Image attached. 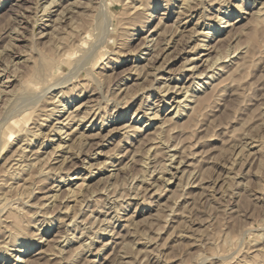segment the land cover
<instances>
[{"label": "rangeland", "instance_id": "obj_1", "mask_svg": "<svg viewBox=\"0 0 264 264\" xmlns=\"http://www.w3.org/2000/svg\"><path fill=\"white\" fill-rule=\"evenodd\" d=\"M260 8L0 0V264H264ZM45 55L54 65L36 81ZM71 111L89 115L67 123Z\"/></svg>", "mask_w": 264, "mask_h": 264}, {"label": "bare ground", "instance_id": "obj_2", "mask_svg": "<svg viewBox=\"0 0 264 264\" xmlns=\"http://www.w3.org/2000/svg\"><path fill=\"white\" fill-rule=\"evenodd\" d=\"M184 1V0H183ZM186 1V0H185ZM191 1V0H190ZM194 1V0H193ZM189 3V2H188ZM192 3V2H191ZM195 3V2H194ZM157 5V4H156ZM190 5V4H189ZM188 5V6H189ZM107 6V5H106ZM190 7V6H189ZM193 8H195V7H193ZM191 10V9H190ZM262 11V9L260 8V9H258L257 11V13H259V17L257 18V23L258 24H262V22L264 21V16H262V13L263 12H261ZM185 13H186V20H185V22H184V24H183V30H185V31H189L190 29L188 28V26H189V23H190V20H191V17H192V13H193V11H191V12H187V11H185ZM58 14H60V16H59V18L60 19H62V17H63V14L61 15V13H58ZM264 14V13H263ZM104 15H106V14H104ZM258 15V14H257ZM109 16V15H108ZM58 17V16H57ZM217 17V16H216ZM106 19V18H105ZM221 19H223L222 17H221V15H219L218 16V21H221ZM108 20H110V19H108ZM255 20V19H254ZM264 25V24H263ZM55 27V26H54ZM58 28V27H57ZM188 28V29H187ZM43 32V31H42ZM205 34L206 36H208V32H202V34ZM233 37V36H232ZM204 43V42H203ZM202 43V44H203ZM92 44V43H91ZM202 44H198L197 46H201ZM79 45V44H78ZM93 45V44H92ZM147 45V44H146ZM196 45V44H195ZM206 45V44H205ZM208 45V44H207ZM215 45H217V44H215ZM94 47L96 46V45H93ZM90 47V46H89ZM94 47H90L91 49L92 48H94ZM85 50V49H84ZM93 50V49H92ZM166 50V49H165ZM86 51L88 52L89 50H87V47H86ZM85 52V51H84ZM245 52V51H244ZM47 53H49V52H47ZM80 54V53H79ZM83 54V53H82ZM87 53H84V55H86ZM244 54V53H243ZM50 55H51V53H50ZM79 56V55H78ZM227 56V55H226ZM81 57V56H80ZM84 57V56H83ZM216 58V57H215ZM242 57H240V60H242L241 59ZM39 59V58H38ZM41 60L39 61V62H36L33 66H32V68H31V75L33 76V78L35 77L36 78V81L38 80V79H42L43 80V78H45V76L46 75H49V71H50V69H51V67H52V65H54L53 64V59L50 57V56H48V55H45V56H43L42 58H40ZM218 59V58H217ZM216 59V60H217ZM79 61H81V60H79ZM78 61V62H79ZM80 63V62H79ZM79 63H78V65H79ZM213 63H216L214 60H213ZM233 63V62H232ZM242 65V64H241ZM236 66V65H235ZM1 67V66H0ZM79 67V66H78ZM84 67V66H83ZM197 66L196 65H193L192 66V69H195ZM191 69V70H192ZM235 69V68H234ZM240 69V68H239ZM87 71H89V69L87 70ZM208 72V71H207ZM89 73V72H88ZM94 73H95V71H94ZM66 75V74H65ZM91 75V74H90ZM95 75H97V74H95ZM99 75V74H98ZM201 75V74H200ZM213 74L211 73L210 74V77L212 76ZM62 76V75H61ZM60 76V77H61ZM68 76V75H67ZM209 76V75H208ZM96 77V76H95ZM198 77V76H197ZM213 77V76H212ZM55 79H57V78H55ZM71 79V77H66V78H63L62 79V77L61 78H59V79H57L56 81H54L53 83H50V84H48L46 87H44L43 85H42V88H44V90L46 91V90H48V89H50V88H54V87H58V85L60 86L61 84H64V83H66L68 80H70ZM45 81V80H44ZM193 81V80H192ZM46 84H47V82H46ZM199 84H201V83H199ZM201 86V85H200ZM63 89V88H62ZM185 89V88H184ZM189 89H190V87H189V85L187 86V92H189ZM199 89V88H198ZM32 91H33V89H32ZM62 91V90H61ZM60 91V92H61ZM34 93H35V91H33ZM32 92V93H33ZM43 93H45V92H41L40 94H43ZM50 93V92H49ZM190 93V92H189ZM192 93V95L191 96H193L194 94H193V92H191ZM58 94H60V93H58ZM188 94V93H187ZM31 95V94H30ZM45 95V94H44ZM61 95V94H60ZM33 96V95H32ZM40 96V95H39ZM42 97H43V95H42ZM203 97V96H202ZM187 97H185V99H186ZM44 99H47V97H45ZM32 100H33V98H32ZM48 100V99H47ZM190 100V99H189ZM28 101V100H27ZM38 101V100H37ZM56 101V100H55ZM180 101H181V99H179L178 100V105H180L179 103H180ZM198 101V100H197ZM30 102H32V101H30ZM199 102V101H198ZM50 103V102H49ZM55 103V102H54ZM186 103V102H185ZM24 104H26V101L24 102ZM28 104V103H27ZM26 104V105H27ZM48 104V103H47ZM52 104H53V102H52ZM44 105V104H43ZM66 104L64 103L63 104V108L64 107H66L65 106ZM186 105V104H185ZM190 106V105H189ZM22 107V106H21ZM28 107V106H27ZM26 107V108H27ZM33 107H34V105H33ZM37 107V106H36ZM48 107V106H47ZM79 107V106H78ZM3 108H4V105H3ZM88 108V107H87ZM194 108V106H192V109ZM52 109V113H53V111H55L56 109H55V107H53V108H51ZM48 110V109H47ZM86 110V109H85ZM87 110H89V109H87ZM39 112H40V110H38ZM50 111V110H49ZM62 111V110H61ZM90 111V110H89ZM89 111H88V113H89ZM178 111H180L179 109H176V113L178 112ZM46 112V111H45ZM82 112V111H81ZM86 112V111H85ZM84 112V113H85ZM9 113V112H8ZM7 113V114H8ZM44 113V112H43ZM52 113H50V114H52ZM73 112L71 111L65 118H64V121L65 120H67V123H68V121H69V119H71L72 121L74 120H78L79 122H81L83 119H85V118H87L88 117V113L86 112V114H84V115H78L77 113L76 114H72ZM49 114V113H48ZM45 115V114H44ZM59 115V114H58ZM61 117H59L58 116V118H57V121L58 122H61L62 123V125H60V126H58V129H55V131H56V133L58 134V135H60V137L62 136V132H63V128L66 126V123H63L64 121L63 120H59ZM70 120V121H71ZM147 125V122L145 123V125L144 126H146ZM38 127V126H37ZM76 128V127H75ZM75 128H74V131H75ZM77 129V128H76ZM141 129H143V128H141ZM65 130V129H64ZM14 131V130H13ZM139 131H140V129H139ZM28 132V131H27ZM33 132V131H32ZM72 132H68L67 133V135L69 134H71ZM82 133V132H81ZM84 133V132H83ZM83 133H82V136L84 137V135H83ZM28 135V134H27ZM74 135V134H73ZM89 135V134H88ZM63 138V137H62ZM158 139H159V137H158ZM157 139V140H158ZM23 140V139H22ZM26 140V139H25ZM61 141V140H60ZM66 141V140H65ZM26 143V142H25ZM4 144V143H3ZM7 144V143H6ZM159 145H161V143L160 144H158V146ZM1 146V145H0ZM28 146V145H27ZM64 145H62L61 144V142H59L57 145H56V147L57 148H62ZM26 147V146H25ZM25 147H23V149H22V147H20L21 148V150L22 151H24V149H25ZM55 147V148H56ZM70 147H71V145H70ZM63 149V148H62ZM159 149V148H158ZM20 150V149H19ZM69 150V149H68ZM164 150V149H163ZM37 152V151H36ZM56 152V151H55ZM79 152V151H78ZM160 152V151H159ZM35 153V152H34ZM33 153V154H34ZM75 153V152H74ZM28 154V153H27ZM80 154V153H79ZM79 154H77L78 156H79ZM62 155V154H61ZM75 155V154H74ZM177 155V154H176ZM71 156H73V155H71ZM175 157V156H174ZM64 158V157H63ZM167 158V157H166ZM12 159H15V158H12ZM18 159V158H17ZM29 159H32L31 157L29 158ZM33 159L34 160H38L39 159V157L36 155L35 157H33ZM32 159V160H33ZM169 159V158H168ZM171 159V158H170ZM169 159V160H170ZM34 160L33 161H29L28 162V159H27V163H23V164H19L18 162H16L15 161V163L18 165L19 164V169L21 168V171L22 170H25L26 168H28V169H30L35 163H36V161L34 162ZM82 160H83V158H82ZM85 160V159H84ZM21 161H22V159H21ZM41 161V160H40ZM44 161V160H43ZM48 161V160H47ZM64 161V160H63ZM184 161V160H183ZM182 161V162H183ZM11 162V161H10ZM26 162V161H25ZM41 163V162H40ZM74 163H75V161H74ZM14 164V163H13ZM16 164H15V166H16ZM11 165H12V163H11ZM41 165V164H40ZM52 165V164H51ZM10 166V165H9ZM14 166V167H15ZM179 166H180V164L178 165V167L176 166V170H175V172L171 175V177H174L175 175H176V172H178V171H181L180 170V168H179ZM12 167V166H11ZM14 167H12V168H14ZM50 167V166H49ZM34 168V167H33ZM19 169H16V170H19ZM39 169H44L43 168V166H41V167H39ZM48 169V168H47ZM15 170V171H16ZM14 171V172H15ZM32 171V170H31ZM20 171H18V173H19ZM38 172V171H37ZM23 173V172H22ZM22 173L20 172L19 174H21L22 175ZM12 174V173H11ZM14 174V173H13ZM34 175V177H35V175H37L36 174V172H35V174H33ZM48 175V174H47ZM10 176V175H9ZM8 176V177H9ZM15 176V175H14ZM11 177V176H10ZM16 177V176H15ZM3 178V177H2ZM13 179H14V177H12ZM28 178V177H27ZM31 178V177H30ZM38 178H40V174H39V177ZM41 179H42V177H41ZM158 179V178H157ZM156 179V180H157ZM24 180V179H23ZM30 180V179H29ZM43 180V179H42ZM85 180V179H84ZM2 181H3V179H2ZM5 181V180H4ZM8 181V180H7ZM168 181H170V178H169V180ZM8 183V182H7ZM10 183V182H9ZM15 183H16V181H15ZM27 183V182H26ZM33 183V182H32ZM20 184V183H19ZM18 184V186H20ZM28 185V184H27ZM33 185V184H32ZM13 186V185H12ZM15 186H17V184L15 185ZM14 186V187H15ZM26 186V185H25ZM36 186V185H35ZM11 187V186H10ZM23 187H24V185H23ZM7 188V187H6ZM5 188V189H6ZM16 188V187H15ZM25 188V187H24ZM29 188V187H28ZM28 188H26V189H28ZM79 188V187H78ZM11 190H9V188L8 189H6V192L8 191V193L10 192V191H12V188H10ZM22 189V188H21ZM150 189V188H149ZM2 191H5V190H2ZM14 191V190H13ZM18 191V190H17ZM24 191V190H23ZM5 192V193H6ZM25 192V191H24ZM48 192V191H47ZM153 192V191H152ZM13 194V193H12ZM17 194V193H16ZM21 194V193H20ZM23 194V193H22ZM3 195H4V193H3ZM9 195H10V193H9ZM134 195V194H133ZM15 196V195H14ZM137 196V195H136ZM8 197V196H7ZM7 197H5V195H4V198H5V200H6V198ZM43 197V196H42ZM11 198H12V195H11ZM29 198V197H28ZM39 198V197H38ZM4 199H3V197H2V200L1 201H3ZM6 202V201H5ZM7 203V202H6ZM5 203V204H6ZM33 205V204H32ZM2 208H4V207H2ZM10 209V208H9ZM19 211H21V209L19 210ZM22 212H23V210H22ZM15 213H17L18 214V212H16V211H12V210H9L8 212H6V214L4 215V214H2L1 216H2V219H5V221H6V219H8L7 217H9L10 215L11 216H14L15 215ZM19 215V214H18ZM21 215H22V213H21ZM4 216V217H3ZM8 220H10V219H8ZM13 220V219H12ZM12 220L10 221V223L12 222ZM98 220V219H97ZM127 220V219H126ZM24 222V221H23ZM6 223V222H5ZM71 223V222H70ZM108 223V222H107ZM7 224H8V221H7ZM6 224V225H7ZM3 225H4V223H3ZM12 225H13V223H12ZM11 225V226H12ZM5 226V225H4ZM16 226V225H15ZM21 227V226H20ZM4 228V227H3ZM5 228H6V226H5ZM22 228V227H21ZM18 229V228H17ZM16 229V230H17ZM8 230V229H7ZM14 230V229H13ZM20 229H18L17 230V234L18 233H20V231L22 230H20ZM25 230V229H24ZM2 231V230H1ZM6 231V230H5ZM81 232H82V230H81ZM15 233V232H14ZM9 234V233H8ZM17 234H15V235H17ZM81 234V233H80ZM83 234V233H82ZM6 235V234H5ZM15 238V237H14ZM94 239V238H93ZM16 240V239H15ZM17 242V241H16ZM6 245V244H5ZM7 247H8V244L6 245ZM16 246H18V245H16ZM91 246V245H90ZM15 247V246H14ZM11 248V247H10ZM30 248V246H28V245H21V246H19L18 248H16V250L18 251V252H20V254L16 257L17 258V260H22V252L23 251H25V250H27V249H29ZM13 250V249H12ZM64 250V249H63ZM7 252V251H6ZM17 252V253H18ZM60 253V252H59ZM15 258V259H16ZM95 259V258H94ZM70 260V259H69ZM18 264V263H17Z\"/></svg>", "mask_w": 264, "mask_h": 264}]
</instances>
